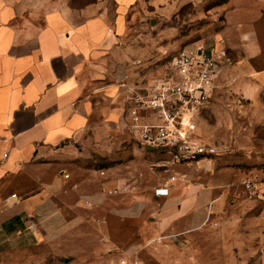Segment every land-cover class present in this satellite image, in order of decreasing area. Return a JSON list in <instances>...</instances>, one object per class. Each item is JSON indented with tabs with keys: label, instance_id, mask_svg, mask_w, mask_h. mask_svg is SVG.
<instances>
[{
	"label": "crops",
	"instance_id": "0c3cea01",
	"mask_svg": "<svg viewBox=\"0 0 264 264\" xmlns=\"http://www.w3.org/2000/svg\"><path fill=\"white\" fill-rule=\"evenodd\" d=\"M139 2L116 0L109 16L0 0V264H132L136 251L140 264H213L208 237L194 231L214 199H223L215 211L227 204L217 189L225 168L201 159L174 168L180 179L167 185L150 169L158 154L123 128L118 79L162 71L161 35L128 24ZM241 7L226 11L225 33L247 36L233 71L241 94H257L264 68L251 60L261 42ZM149 171L159 174L154 184ZM166 185L169 195H155ZM170 233L181 234L146 245Z\"/></svg>",
	"mask_w": 264,
	"mask_h": 264
},
{
	"label": "rangeland",
	"instance_id": "374dc122",
	"mask_svg": "<svg viewBox=\"0 0 264 264\" xmlns=\"http://www.w3.org/2000/svg\"><path fill=\"white\" fill-rule=\"evenodd\" d=\"M24 1L34 8L56 4L82 10L88 15L113 16L116 9V0ZM139 3L128 16V24H145L150 28L151 36L154 33L161 35L158 58L161 61H164L166 50L175 51L186 44L207 41L216 35L224 38L237 62L240 56L236 44L248 38L241 36L238 30L229 35L225 33V13L237 4L242 5L241 8L247 12L246 18L256 20L253 24L261 42V52L251 60L252 65L264 68V0H140ZM233 73L237 78L234 94L226 96L218 91L197 122L204 140L227 145L226 152L213 159L214 167L225 168V171L217 173L218 198L226 186L235 185L223 195L227 204L215 211L223 199L215 202L213 213L207 219L206 210L202 227L194 233H205L208 237V258L213 264H264V201L250 197L239 185L244 178H264V89L257 94H241L238 90L241 78L238 72ZM149 155L153 159L151 162L157 159V155ZM174 168L190 171L192 163L175 165ZM158 175L149 171V184H154ZM182 241V244L177 243L178 246H185L186 240ZM226 246L227 254H222Z\"/></svg>",
	"mask_w": 264,
	"mask_h": 264
},
{
	"label": "built area",
	"instance_id": "2783aa9c",
	"mask_svg": "<svg viewBox=\"0 0 264 264\" xmlns=\"http://www.w3.org/2000/svg\"><path fill=\"white\" fill-rule=\"evenodd\" d=\"M163 54L164 61L160 58L155 63L162 68L160 73L137 80H130L125 74L118 79V84L122 87L123 128L144 148L152 146L151 150L158 156L150 163V169H161L168 176L165 181L168 185L180 179L175 165L213 159L226 152V144L204 140L197 119L218 91L226 96L234 94L236 77L234 59L221 36L214 35L207 41L186 44ZM167 185L155 188V195H169ZM233 185L235 183L226 186L221 196ZM239 185L250 197L264 201L263 177L244 178ZM106 192L116 194L120 188H110ZM12 196L17 197V194ZM212 203L208 206L207 219L212 214ZM92 204L86 201L87 206ZM180 234H161L146 245L160 243L166 238L176 239ZM132 256V264L141 263L138 251ZM120 262L127 264L128 260L121 258Z\"/></svg>",
	"mask_w": 264,
	"mask_h": 264
},
{
	"label": "water",
	"instance_id": "95a60500",
	"mask_svg": "<svg viewBox=\"0 0 264 264\" xmlns=\"http://www.w3.org/2000/svg\"><path fill=\"white\" fill-rule=\"evenodd\" d=\"M148 149H152V146H148Z\"/></svg>",
	"mask_w": 264,
	"mask_h": 264
}]
</instances>
